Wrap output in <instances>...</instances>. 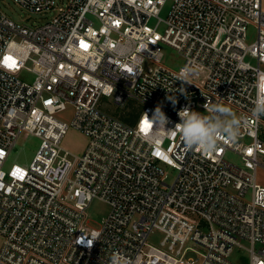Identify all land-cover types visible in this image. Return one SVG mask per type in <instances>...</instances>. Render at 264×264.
Here are the masks:
<instances>
[{
	"label": "built area",
	"instance_id": "2783aa9c",
	"mask_svg": "<svg viewBox=\"0 0 264 264\" xmlns=\"http://www.w3.org/2000/svg\"><path fill=\"white\" fill-rule=\"evenodd\" d=\"M12 1L52 17L21 24L0 8V264H239L236 248L264 264V118H251L264 80L263 0H173L166 19L170 0ZM163 46L181 69H198L189 83L163 64ZM103 98L141 113L130 124ZM209 101L242 120L235 141L205 154L165 132L181 108L205 112ZM158 105L165 131L151 121ZM68 106L70 123L57 118ZM71 128L88 140L80 155L62 146ZM28 137L41 141L30 164L7 165ZM96 199L110 206L100 229L87 220ZM155 231L160 246L147 242Z\"/></svg>",
	"mask_w": 264,
	"mask_h": 264
},
{
	"label": "rangeland",
	"instance_id": "374dc122",
	"mask_svg": "<svg viewBox=\"0 0 264 264\" xmlns=\"http://www.w3.org/2000/svg\"><path fill=\"white\" fill-rule=\"evenodd\" d=\"M173 0H170L166 6L163 8L160 17L166 19L171 7ZM60 4H66L68 0H59ZM0 8L2 11L15 22L27 25H41L51 19L52 15H42L39 13L28 11L24 8H21L19 5L15 4L12 0H0ZM263 9H264V0H263ZM256 27L252 26L249 31V40L251 42L255 38ZM164 58L163 64L172 70L179 71L183 66L184 59L182 56L174 49L163 46ZM20 77L23 80H31V75L22 72ZM102 105L109 109L115 116H120L124 121L132 124L135 123L140 115V109L138 107L128 106L127 108H121L114 104L112 98H103ZM198 112L203 113L200 110ZM74 117V108L68 106V108L57 114V118L70 123ZM41 141L36 137H28L23 141L19 142L14 150L11 153V156L8 160V164L19 163L24 166H28L35 156ZM88 140L84 134L77 131L76 129L71 128L62 141V146L76 155H80L84 152ZM226 160L237 165H242L241 158L238 154L234 152L226 153ZM259 161L261 165L257 170V182L258 184L264 186V156H259ZM165 170L168 172L169 181H172L176 176V171L166 167ZM110 206L100 200H93L90 206L87 209V220L90 227L95 229H100L103 225V220L109 215ZM164 239V234L155 231L149 237L147 242L151 245L160 246L161 241ZM0 237V245H1ZM230 260L234 263L239 264H249L250 255L246 250L236 248L231 254Z\"/></svg>",
	"mask_w": 264,
	"mask_h": 264
},
{
	"label": "clouds",
	"instance_id": "9594fccd",
	"mask_svg": "<svg viewBox=\"0 0 264 264\" xmlns=\"http://www.w3.org/2000/svg\"><path fill=\"white\" fill-rule=\"evenodd\" d=\"M198 72V69L192 65H185L176 77V80L183 83H189V79ZM256 87L258 95L251 109V118L260 120L264 118V80L257 79ZM184 92L183 87L179 89ZM186 94V93H185ZM170 102L175 105L176 98L169 97ZM206 109L201 113L191 110L185 106L181 108L177 115L179 122L175 124L173 130L165 131V125L169 122L168 117L161 106H157L151 121L159 122L156 131L171 132L178 131L186 149H198L205 154L215 153L221 141H235L239 136L242 120L228 107L207 102L203 105Z\"/></svg>",
	"mask_w": 264,
	"mask_h": 264
},
{
	"label": "snow or ice",
	"instance_id": "6c2138e0",
	"mask_svg": "<svg viewBox=\"0 0 264 264\" xmlns=\"http://www.w3.org/2000/svg\"><path fill=\"white\" fill-rule=\"evenodd\" d=\"M82 46H84V45H82ZM86 47V46H85ZM6 59H10V58H6Z\"/></svg>",
	"mask_w": 264,
	"mask_h": 264
}]
</instances>
